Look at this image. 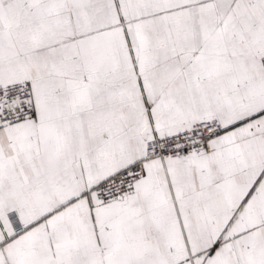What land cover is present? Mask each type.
Here are the masks:
<instances>
[{
  "label": "snow or ice",
  "instance_id": "obj_1",
  "mask_svg": "<svg viewBox=\"0 0 264 264\" xmlns=\"http://www.w3.org/2000/svg\"><path fill=\"white\" fill-rule=\"evenodd\" d=\"M0 264H264V0H0Z\"/></svg>",
  "mask_w": 264,
  "mask_h": 264
}]
</instances>
